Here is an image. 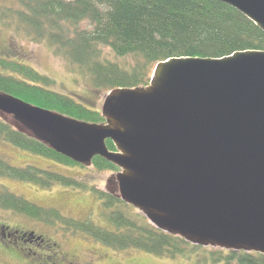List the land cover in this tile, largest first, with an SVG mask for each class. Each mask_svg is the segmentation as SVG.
<instances>
[{
  "label": "water",
  "instance_id": "1",
  "mask_svg": "<svg viewBox=\"0 0 264 264\" xmlns=\"http://www.w3.org/2000/svg\"><path fill=\"white\" fill-rule=\"evenodd\" d=\"M216 1L264 33V0ZM100 113L86 123L0 93V115L32 138L119 169L108 183L157 230L264 255V51L159 62L147 86L109 91Z\"/></svg>",
  "mask_w": 264,
  "mask_h": 264
},
{
  "label": "trees",
  "instance_id": "2",
  "mask_svg": "<svg viewBox=\"0 0 264 264\" xmlns=\"http://www.w3.org/2000/svg\"><path fill=\"white\" fill-rule=\"evenodd\" d=\"M14 1L17 4L15 10L0 8V20L13 22V29L19 31L21 28L33 41L46 44L55 55H62L71 66L85 72L91 88L98 92L145 87L155 65L170 58L220 59L235 52L264 51V33L236 9L216 0ZM82 23H87L88 28L80 29ZM103 48L114 57L127 58L130 62L123 65V62L104 58ZM12 62L0 59V93L77 121L104 123L101 113L86 102L44 88L52 83L47 77ZM0 142L55 165L118 172L115 166L100 157H94L88 166L76 164L26 134L4 115H0ZM105 146L109 151H115L110 141H105ZM0 176L42 189L60 186L86 190V186L75 178L30 166L11 167L2 160ZM107 185L102 191L93 188L89 191L100 201L109 228L65 217L55 208L38 207L1 189L0 210L43 222L53 229L56 227V232L88 237L115 252L138 250L157 258L175 260L186 259L194 249L202 248L155 229L142 215L120 201ZM0 239L3 241L0 243L14 248L19 241L22 245L35 247L46 243L34 232L1 223ZM55 247L42 248L45 250L43 264L50 263L55 257ZM208 252L215 263L264 264V255L257 253L220 249ZM31 256L30 251L24 257Z\"/></svg>",
  "mask_w": 264,
  "mask_h": 264
},
{
  "label": "rangeland",
  "instance_id": "3",
  "mask_svg": "<svg viewBox=\"0 0 264 264\" xmlns=\"http://www.w3.org/2000/svg\"><path fill=\"white\" fill-rule=\"evenodd\" d=\"M16 6L14 0H0V8L7 7L15 10ZM13 26V22L8 23L0 20V43H4L5 46L10 45L13 47L12 49H15L16 54L12 60L33 69L52 82L47 87H41L64 94L76 101H84L87 106L100 112L104 98L109 91L98 92L92 89L89 81L85 78V72L83 73L76 67L71 66L62 55H55V51L48 48L49 46L46 44L33 41L21 28H18L20 30L17 31L13 29ZM79 28H88V24L82 23ZM102 56L111 61L123 62V65L130 62V59L127 58L118 59L114 57L106 48L102 49ZM15 61L12 63H15ZM0 160L11 167L24 168L30 166L41 169L43 172H54L75 178L86 186V190H73L60 186L42 189L28 182L0 176L1 190L20 196L29 203L41 208H55L65 217L75 220H87L96 226L109 228L104 215H102L100 201L89 190L93 188L102 191L109 184V189H112V193L119 198L115 185L108 183L119 170L113 174L111 172H99L92 167L55 165L49 160L31 155L1 142ZM133 210L135 209L133 208ZM135 211L142 215L137 210ZM0 223L24 232H34L46 240V243L42 242L44 245L40 247L27 245L26 243L22 245L20 241L16 243V248L0 243V264H43L44 258L42 255H44L45 250L42 248L49 249L53 246H56L53 249L56 255L54 254L55 257L48 264H222L212 262L209 258L210 253L208 251L216 248L202 247L194 249L188 255V258L172 260L157 258L138 250L115 252L88 237L56 232V227H54L55 229L50 228L43 222L14 215L9 211L0 210ZM0 242H3L2 239H0ZM30 251L33 256L24 257ZM17 256H21V259H18Z\"/></svg>",
  "mask_w": 264,
  "mask_h": 264
},
{
  "label": "flooded vegetation",
  "instance_id": "4",
  "mask_svg": "<svg viewBox=\"0 0 264 264\" xmlns=\"http://www.w3.org/2000/svg\"><path fill=\"white\" fill-rule=\"evenodd\" d=\"M3 44L0 43V59L6 60V61H15V60H12V59H14L15 54H16L15 49H12L13 47L10 45L5 46ZM2 231H3V229H2Z\"/></svg>",
  "mask_w": 264,
  "mask_h": 264
}]
</instances>
